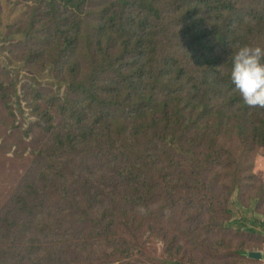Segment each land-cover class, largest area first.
Returning <instances> with one entry per match:
<instances>
[{
	"label": "trees",
	"instance_id": "obj_1",
	"mask_svg": "<svg viewBox=\"0 0 264 264\" xmlns=\"http://www.w3.org/2000/svg\"><path fill=\"white\" fill-rule=\"evenodd\" d=\"M92 1L99 6L88 7ZM45 2L42 10L41 6L33 9L27 28L19 29L25 39L37 45V50L31 49L24 59L41 58L57 72L56 84L67 86L56 100L58 111L69 120L64 126L69 128L59 134L57 145L50 151L51 156L56 155L59 171L46 165L43 177L33 181L31 188H23L24 196L16 204L23 218L30 219L43 205L46 190L73 194L75 214L82 211L86 224L93 223L95 230L87 229L82 237L81 225L76 222L71 230L75 245L68 248H76L72 253H77L81 243L87 250L99 231L98 224L112 233L114 242V236L120 239L125 234L136 239L146 223L154 227L153 220L163 222L168 211L158 204L154 182L170 179L171 169L182 167L174 166V162L182 158L190 162L183 165V190L203 191L205 180L199 177L206 170L223 161L245 165L246 157L255 150L264 154V108L244 103L230 78L232 66H223L217 54L229 41L228 32L239 33L236 26L245 21L243 13L233 23L226 20L227 14L238 12L237 2L171 0L176 21L166 18L162 0H111L106 5L101 0ZM248 18L253 27L264 25V6ZM166 39L178 54L162 50ZM185 58L197 65L196 75L184 64ZM2 88L4 81L0 82ZM13 95L19 96L16 87ZM44 113L49 115L46 130L50 132L52 116L48 110ZM226 145L240 146L241 155H232L224 149ZM68 148L90 160L77 163L68 157ZM153 166L160 167L158 177L152 173ZM249 174L255 176L251 169ZM240 179L236 178L229 196L240 188ZM257 192L264 197L263 182H259ZM190 196L186 206H194L200 214H213L208 223L212 229L224 224L227 218H220V224L217 214L230 204V198L204 203ZM227 209L230 211L229 206ZM12 215L0 214V260L47 264L43 257L29 255L36 245L15 255L18 242ZM196 215L203 221L202 215ZM123 242L125 258L137 254L138 245ZM19 248L24 249L25 244ZM120 253V248L114 251ZM92 260L101 262L90 255L76 258L73 264H93ZM64 262L61 259V264ZM169 262L182 264L172 259Z\"/></svg>",
	"mask_w": 264,
	"mask_h": 264
},
{
	"label": "rangeland",
	"instance_id": "obj_2",
	"mask_svg": "<svg viewBox=\"0 0 264 264\" xmlns=\"http://www.w3.org/2000/svg\"><path fill=\"white\" fill-rule=\"evenodd\" d=\"M101 1L104 5L111 2ZM232 1L237 2L238 12L227 14V22L233 23L242 13L245 21L240 26L237 24L239 33L228 32L229 41L217 51L223 66H232L231 58L242 46H259L264 51V25L253 27L247 23L248 17L256 16V12L264 6V0ZM162 2L165 4L166 18L176 21L175 7L171 0ZM45 4V0H0V82L4 81L5 85V89H0V214H13L11 223L16 231V243L18 242L15 255L25 250L30 251L36 245V250H31L29 255L43 257L47 264H61V259L67 261L62 264H73L76 258L85 259L90 255L91 258L95 256L101 259V262L92 260L93 264H172L170 259L182 264H264V197L257 192L259 182L264 183V154L256 150L246 157L248 161H245V165L233 163L232 160L228 165L223 161L221 165H215L214 169L206 170L199 177L200 180H205L203 191L183 190L181 173L183 165L190 162L183 161V158L174 162V166L182 167L171 169L173 175L170 179L161 183H158L160 180L154 182L156 193L159 194L158 204L168 211L167 217L160 224L153 220L152 228L146 223L136 239L125 234L120 239L114 236L113 242L112 233L104 230V225L98 224V220L93 217L99 229L95 240L87 250L86 244L81 243L77 253H72L76 248H68L70 244L75 245L71 230L76 222L77 226L81 225L79 228L82 237L87 229L94 231L95 226L93 223L86 224V216L82 211L75 214L73 194L58 192L60 189L46 190L42 194L43 205L35 209L30 219L23 218V212H18L16 201L24 196L23 188H31L33 181L43 177L46 165L51 164L55 171H59L58 161L54 157L56 155L51 156L50 151L51 147L57 145L59 134L65 133L69 128L64 126L69 120L58 111L59 100H56L66 92L67 86L56 84L57 72L51 71L48 63L41 58L30 62L24 59V55L31 49L37 50V45L25 39L19 29H26L33 9L41 6L42 10L46 7ZM89 6L97 8L99 4L92 1ZM95 14L96 17L99 16L98 12ZM95 14L90 16V20ZM258 21L255 20V24ZM165 41L167 46L162 50L166 54H178L175 48L170 47L172 43L167 39ZM34 42L41 45L39 41ZM83 44L81 47H84ZM178 49L179 54L183 55L179 46ZM181 60L183 64L182 56ZM184 62L190 73L196 75L197 65L188 58ZM15 87L19 96L13 95ZM45 110L52 116L53 129L50 132L46 130L50 122L47 123L49 115L44 113ZM112 111L118 113L115 108ZM225 139L228 140L229 136H225ZM226 148L236 157L241 155L240 146L226 145L224 149ZM68 151V157L79 164L90 160L85 154L81 157V153L70 151L69 148ZM248 167L255 176L249 174L250 169H246ZM159 171V166L152 167V173L156 177L159 176ZM236 178H241L240 188L229 196ZM70 187L74 193L75 185ZM257 194L260 196L258 199ZM190 195L198 197L204 203L210 200L219 203L230 198L232 201L227 205L230 211L226 206L217 214L219 223L220 218H227L224 224L214 225L212 229L208 223L213 214H200L194 206H186ZM122 204L126 206L125 202ZM196 214L202 215L203 221L198 220ZM114 229L116 228L111 231ZM76 235L80 237L78 233ZM124 239L138 245L137 254L131 258H125L122 252L126 248ZM24 244L25 248L20 249V245ZM117 248L121 250L118 255L114 254ZM239 251H245L246 254ZM249 253L261 254V260L249 258ZM0 264L11 262L0 260Z\"/></svg>",
	"mask_w": 264,
	"mask_h": 264
},
{
	"label": "clouds",
	"instance_id": "obj_3",
	"mask_svg": "<svg viewBox=\"0 0 264 264\" xmlns=\"http://www.w3.org/2000/svg\"><path fill=\"white\" fill-rule=\"evenodd\" d=\"M264 51L261 47L242 46L232 61L230 78L245 104L264 108Z\"/></svg>",
	"mask_w": 264,
	"mask_h": 264
},
{
	"label": "water",
	"instance_id": "obj_4",
	"mask_svg": "<svg viewBox=\"0 0 264 264\" xmlns=\"http://www.w3.org/2000/svg\"><path fill=\"white\" fill-rule=\"evenodd\" d=\"M249 258L261 260V254L249 253Z\"/></svg>",
	"mask_w": 264,
	"mask_h": 264
}]
</instances>
